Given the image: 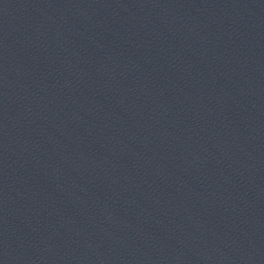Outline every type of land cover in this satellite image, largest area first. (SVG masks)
<instances>
[{
  "label": "water",
  "instance_id": "95a60500",
  "mask_svg": "<svg viewBox=\"0 0 264 264\" xmlns=\"http://www.w3.org/2000/svg\"><path fill=\"white\" fill-rule=\"evenodd\" d=\"M0 264H264V214L0 110Z\"/></svg>",
  "mask_w": 264,
  "mask_h": 264
}]
</instances>
